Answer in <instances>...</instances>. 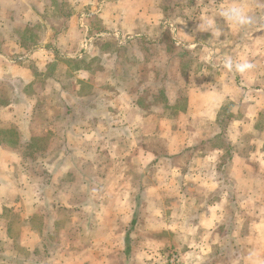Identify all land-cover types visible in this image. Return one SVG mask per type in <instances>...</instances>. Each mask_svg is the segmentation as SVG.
I'll list each match as a JSON object with an SVG mask.
<instances>
[{
  "label": "crops",
  "instance_id": "obj_1",
  "mask_svg": "<svg viewBox=\"0 0 264 264\" xmlns=\"http://www.w3.org/2000/svg\"><path fill=\"white\" fill-rule=\"evenodd\" d=\"M154 1L19 0V36L13 44L9 43L12 38H7L3 46L9 49L0 50V239L15 247L19 244L13 252L0 251L4 264H11L9 261H15L14 264H109L105 260L114 251L97 247L96 242L92 244L94 239L86 235L97 228L95 237H105L100 228L110 224L105 228L111 233L121 223L116 212L108 213V203L116 201L114 206H117L128 201L130 204V198L124 200L121 193L130 195L140 189L133 180L134 168L140 170L138 185L148 191L151 186L146 188L141 177L145 180L151 162L180 155V151L168 153L161 147L156 155L150 148L152 132L147 129L152 127L153 111L152 103L145 98L151 97V91L144 87L142 64L155 59L145 56L148 52L145 49L153 44L166 53L168 45L162 37L152 38L157 34L162 36L167 29L175 33L164 22L155 20L159 13L164 17L165 7ZM43 4L49 10L57 8V12L48 23L41 24ZM260 11L263 14V9ZM173 44L175 48L182 46L181 41L174 40ZM14 47L19 48V56H13L10 49ZM128 49L130 54L126 52ZM240 79V84H233L230 79L229 83L211 81L209 86L202 83L189 88L187 106L180 111H201L196 117L212 122L229 101L235 100L237 93L242 97L248 92L256 94L254 98L243 99L247 103L243 118L228 125L225 132L228 143L210 148L200 159L211 161L207 169L200 167L197 174L199 178L207 174L213 177L215 186L210 192L214 195H219L223 188L215 177L218 173L223 176L224 171L229 182L232 181L228 176L246 182L243 177L247 175L254 177L256 184L264 183L261 179L264 139H258V135L257 140H248L244 136L247 127L254 132L257 129L254 117L264 110V85L260 78L255 84L241 75ZM203 85L208 89H202ZM165 93L170 94L167 90ZM152 106L159 111L155 125L161 131L159 137H167L166 98L163 103L158 101ZM248 116H252L251 123H247ZM176 122L172 121L170 126ZM216 126L214 136L218 137L223 126L218 123ZM138 132L142 135L138 136ZM204 140L206 137H194L191 145ZM174 168L181 169V175L187 170V167ZM180 185V192L190 188ZM191 187L193 191L200 190L199 184ZM225 191L228 195L231 189ZM232 192L235 194L233 189ZM245 193L247 203H239L244 208L253 198ZM116 194L121 195L120 199ZM260 194L264 195L263 185ZM137 198L136 195L131 201L130 208L137 212L136 218L131 219L132 227L142 208ZM223 199L219 198L216 203L207 199V206L204 205L207 210L191 220L200 232L205 221L217 224L221 220ZM232 206L235 207V201L229 203L230 209ZM251 221L254 225L250 228L262 229L258 226L260 219ZM223 222L229 225L232 219ZM234 222L237 223L236 219ZM15 224H19L17 231H13ZM130 232V228L124 231L123 240L130 239ZM242 233H236L241 244L239 253L247 255L251 250L263 260L261 249L246 246L251 242L249 239H258L260 232ZM74 236L90 240L77 243ZM203 252H209L206 264H215L213 257L222 254L221 250L214 249Z\"/></svg>",
  "mask_w": 264,
  "mask_h": 264
},
{
  "label": "rangeland",
  "instance_id": "obj_2",
  "mask_svg": "<svg viewBox=\"0 0 264 264\" xmlns=\"http://www.w3.org/2000/svg\"><path fill=\"white\" fill-rule=\"evenodd\" d=\"M52 1L55 2L56 0ZM154 2L163 4L165 7L164 17L159 13L155 20H159L161 24L164 22L175 33H171L167 29L165 34H161L162 36L157 34L152 38L162 37V40L168 45L166 53L163 48L160 49L153 46V44L149 47L146 46L145 49L148 51L145 52V56L150 55L152 59H155L149 64H142L145 68L142 70L146 78L144 87L151 91V97L145 96V98L149 99L152 104L158 101L163 103L165 98L169 100L166 112L169 119L167 137L163 135L159 137L161 131L155 128L159 119V111L157 107L151 104L153 111L152 127L150 126L147 129L152 132L150 135L152 140L150 148L156 155L159 154L160 147L162 151L166 149L168 153L180 151V155L168 160L160 161L156 159L151 162L152 166L149 167L145 180L144 176L141 175L142 181L147 184H145L146 188L149 184L151 186V190L148 191L143 190V185H138L141 182L140 175L138 176L140 170L137 171V168L136 170L134 168L136 176L133 180L136 188L140 189L130 192V195L126 192L121 193L124 200L130 198V204L126 201L123 205L120 202L117 206H114L116 201L111 203V199H107L110 201H108V213L116 212V217L121 223L111 233L106 231L105 228H109L110 224H106L104 229L100 228V231L105 233V237H95L99 232L97 228L86 236L94 239L92 244L96 242L99 245L97 247L114 251V254L112 256L107 255L105 260V263L109 264H206L207 259H209V252L203 251H207V249L222 251V254L213 257L214 260L216 259L215 264L263 263L264 195H258H261L260 186L262 185L264 192V183L256 184L253 181L255 178H248L247 175L243 177L246 182H239L236 178L227 174L232 181L229 182L224 171L223 176L218 173L215 177L223 188L220 190L219 195H214L210 192L215 186L213 177L207 174V176L201 175L199 178L197 174L200 167L207 169L211 162L200 159L205 156L206 152L208 153L210 148H215L223 142L226 143L227 135L225 132L228 131V125L231 121L243 118V110L247 105L243 102V99L245 97L247 99L254 98L256 96L255 92L252 93L253 95L248 92L245 97L237 93L235 100L229 101L212 122L211 120L209 122L208 119L202 120L203 117H196L197 112L201 113V111H195V109L194 111L190 109L191 111L186 113L180 111L187 106V90L197 84L203 83L209 86L211 81L219 84L224 80L229 83L230 79L233 84H240V74L234 71L229 72L223 67L222 60L225 56H231L234 60H247L253 63L255 65L254 69L243 76L251 79L253 84H255L257 78H260L264 85V0H239L249 9L253 17V24L240 31H233L224 23L223 18L217 15L222 6L232 3L233 0H155ZM56 6L58 7L60 4ZM40 7L43 11L40 16L41 24L48 23L49 20L53 19L52 17L56 14L57 8L49 10L47 5L44 4ZM260 9H263V14H261ZM202 21L213 22L218 34L213 37L211 31L199 30ZM0 26V31L3 30V32H0V45H2L0 50L4 51L9 49L3 46L7 38H12L13 40L11 39L9 43L13 44L19 36V0H0ZM172 40L181 41L182 46L175 48ZM189 45L194 46L191 48ZM212 47L214 48L213 52ZM10 50L13 52V56H19V48L14 47ZM126 52L130 54L131 50L128 49ZM166 59L168 61L164 62L163 60ZM208 80L210 83L207 82ZM247 84L251 86L250 81ZM201 88L208 89L204 85ZM166 90L167 93H170L169 96L166 95ZM171 93H173L172 97H170ZM178 94L180 97H177ZM239 97H241L240 101ZM254 114H257V112L254 111L252 115ZM247 119L249 120L247 123L252 122V116H248ZM172 121H177L176 123L179 126L175 123L171 127ZM216 123L223 126V128L221 126L222 133L218 137L214 136L218 130ZM255 124L256 131L254 132L252 128L247 127L244 136L248 140H257L255 136L258 135L260 137L258 139H264V110L254 117ZM194 133H198L201 138L206 137V140L191 145L194 137H199ZM140 135H142V132H138V136ZM123 138H126V136ZM175 166L176 168L177 166L187 167V170L181 175V169H175ZM227 172L229 173V167ZM221 177L223 178L221 179ZM256 177L258 176L256 175ZM261 179L264 181V175ZM180 184L190 186V188L180 192ZM198 184L200 190L193 191L191 185ZM228 188L231 191H228L227 195L225 190ZM232 189L235 194H233ZM245 192L253 197L249 200L246 208L239 204L247 203ZM103 195H105V192ZM121 195H117V199H120ZM136 195L138 196L137 203L141 204L142 208L135 225L132 227L130 224L131 219L132 217L136 218L137 212H134L135 208L132 210L130 207L132 198ZM221 197L224 198L223 207L221 208L223 211L221 220L219 219L217 224L208 220L205 221L203 225H199L203 230L200 232L197 224H192L191 220L197 217L200 212L207 210L204 207V205L207 206V199H210V203H216ZM232 197L236 198L237 202ZM233 201H235V207L232 206V209H230L229 203L231 205ZM137 203L135 202V204ZM230 218L232 219L231 224L228 225L223 222L224 219ZM110 219L111 217H109ZM252 219H260L261 223L258 226L262 227L261 230L250 228L254 225ZM128 228L131 229V237L127 240L129 243L123 240V233ZM18 229L19 224H15L13 231ZM251 230L253 232L255 230L257 233L260 232V237L249 239L251 242H248L246 246H249V249H251V246H257L258 249H261L263 260H259L260 256L255 255L251 250L247 255L239 253L241 244L236 233L248 232L247 235H249ZM90 238L83 237L81 239L74 236V240L82 244L89 242ZM127 243L129 244L128 248ZM17 248H19V244L15 247V244L0 239V251L13 252ZM103 251L105 254L109 253ZM9 262L14 264L15 261ZM0 264H4L1 257Z\"/></svg>",
  "mask_w": 264,
  "mask_h": 264
},
{
  "label": "clouds",
  "instance_id": "obj_3",
  "mask_svg": "<svg viewBox=\"0 0 264 264\" xmlns=\"http://www.w3.org/2000/svg\"><path fill=\"white\" fill-rule=\"evenodd\" d=\"M217 15L222 17L224 23L233 31H240L253 24V17L249 9L239 2V0H233L232 3L222 6ZM199 30L211 31L213 37L218 34L211 21H202L199 25ZM222 65L227 71H234L241 76L250 72L255 67L253 63L247 60H234L231 56H225L222 60Z\"/></svg>",
  "mask_w": 264,
  "mask_h": 264
},
{
  "label": "trees",
  "instance_id": "obj_4",
  "mask_svg": "<svg viewBox=\"0 0 264 264\" xmlns=\"http://www.w3.org/2000/svg\"><path fill=\"white\" fill-rule=\"evenodd\" d=\"M172 41H174V40H172ZM182 58V57H181ZM163 90V89H162ZM163 92V91H162ZM162 92H161V94H162ZM166 103H167V105L169 104V100L166 98ZM168 107V106H167ZM135 223V221L133 222V224Z\"/></svg>",
  "mask_w": 264,
  "mask_h": 264
}]
</instances>
